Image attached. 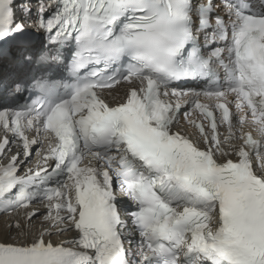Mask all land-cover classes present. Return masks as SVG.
<instances>
[{
    "label": "snow or ice",
    "instance_id": "6c2138e0",
    "mask_svg": "<svg viewBox=\"0 0 264 264\" xmlns=\"http://www.w3.org/2000/svg\"><path fill=\"white\" fill-rule=\"evenodd\" d=\"M0 264H264V0H0Z\"/></svg>",
    "mask_w": 264,
    "mask_h": 264
}]
</instances>
